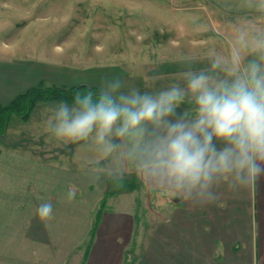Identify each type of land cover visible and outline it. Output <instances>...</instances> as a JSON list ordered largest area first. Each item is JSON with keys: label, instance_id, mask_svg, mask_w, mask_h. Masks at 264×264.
Masks as SVG:
<instances>
[{"label": "crops", "instance_id": "0c3cea01", "mask_svg": "<svg viewBox=\"0 0 264 264\" xmlns=\"http://www.w3.org/2000/svg\"><path fill=\"white\" fill-rule=\"evenodd\" d=\"M182 1L184 7H176L178 13L174 14L194 15L191 25L186 20L183 25L196 27L188 42L199 44L197 49L189 45L186 53L174 54L205 60L185 65L177 62L175 68L168 69L161 65L141 68L143 75L138 77L120 64L63 61L64 50L52 45L47 51L40 46L35 49L27 46L33 40L28 38L24 53H15L13 44L0 47V104L7 105L41 85L98 89L105 78L116 77L124 81L125 91L133 87L142 92L158 91L172 83L183 84L185 72L210 75L206 58L227 54L246 55L249 62L264 63L259 58L264 49L255 50L256 42L264 38V29L256 28L264 27L261 0H207L217 11L206 4L214 16L203 21L191 11L192 4ZM152 4L163 7V3ZM219 12L230 14L237 22L232 23V53L227 48L216 49L222 35L207 33L208 25L223 27ZM74 57L81 58V54ZM141 78L151 83L147 85ZM57 103L35 106L28 120L34 121V130L24 131L23 119L13 116L5 134L0 135V264H264V177L235 191L221 183L217 201L195 204V195L189 198L150 183L129 151L130 139L111 137L119 147L107 155L97 144L95 133L80 143L57 141L46 131L50 109ZM185 104L193 107L190 99ZM133 173L148 197V222H139L143 215L136 213L125 197L128 179L121 178ZM73 187L76 196L69 201L67 192ZM46 201L52 203L53 213L50 219L41 220L36 210ZM103 202L104 206L100 205Z\"/></svg>", "mask_w": 264, "mask_h": 264}, {"label": "clouds", "instance_id": "9594fccd", "mask_svg": "<svg viewBox=\"0 0 264 264\" xmlns=\"http://www.w3.org/2000/svg\"><path fill=\"white\" fill-rule=\"evenodd\" d=\"M262 49L264 38L256 42L255 50ZM239 65L237 55L228 70L231 80L185 72L183 84L154 92L125 91L119 77L105 78L98 89L77 92L71 102L52 107L46 131L64 144L86 141L95 133L105 155L118 147L111 137L130 139L129 151L150 183L195 195V204L213 203L221 183L235 191L264 177V63L253 60L242 72ZM221 67L214 59L212 68ZM75 196L73 187L67 199ZM52 213L50 201L36 210L41 220Z\"/></svg>", "mask_w": 264, "mask_h": 264}, {"label": "rangeland", "instance_id": "374dc122", "mask_svg": "<svg viewBox=\"0 0 264 264\" xmlns=\"http://www.w3.org/2000/svg\"><path fill=\"white\" fill-rule=\"evenodd\" d=\"M152 2L163 3V7L159 8ZM186 2L192 4L191 11L197 14L196 18L200 21L213 19L214 15L205 8L208 4L216 10L209 1L186 0ZM182 4V0H0V47L13 44L16 45L15 53H24L25 39L33 38L32 41L35 42L29 41L27 46L31 44L35 49L40 46L42 50L51 45L53 48L55 46L59 51L64 50L63 61L77 62L81 65L120 64L127 68L128 72L139 77L143 75L139 73L141 68H157L161 65L168 69L175 68L177 62L179 65H185L184 62L189 64L200 59L205 60L202 57L189 58L184 54H174L183 51L186 53L189 45L194 49L199 44L198 41L188 42V36L196 30L195 26H190L194 22L192 18L194 15L174 14L178 13L174 11L176 7H184ZM218 17L223 27L208 25L207 33L222 35L223 40L218 41L216 49L227 48L232 53L234 51L230 41L232 23L237 22L230 14L219 12ZM185 20L190 25L184 27ZM257 27L264 29L263 26ZM242 29L246 33L248 26H242ZM77 52L81 54V58L74 57ZM235 56L236 53L220 58H206L210 67L209 76L213 79L231 80L228 70L233 67ZM214 59L221 61V68L215 70L212 68ZM250 62L246 55L240 58V71L242 72ZM141 81L147 85L151 83L147 78H141ZM147 91L154 92L150 89ZM41 105L38 103V106ZM21 128L24 131L34 130L36 125L32 119L22 120ZM116 142L120 144V141ZM136 175L133 173L121 178L128 179L125 197L137 210L136 213L143 215L139 222L145 219L148 222L150 204Z\"/></svg>", "mask_w": 264, "mask_h": 264}, {"label": "trees", "instance_id": "16d2710c", "mask_svg": "<svg viewBox=\"0 0 264 264\" xmlns=\"http://www.w3.org/2000/svg\"><path fill=\"white\" fill-rule=\"evenodd\" d=\"M96 90V88L88 85H77L73 87L65 86H50L45 87L41 85L34 87L19 95L11 103L7 105L0 104V135L5 134L9 122L13 116H18L27 121L35 106L39 102H53V101H68L71 102L77 92H86L88 90ZM105 202L102 203L104 206ZM100 222V213L97 214L96 222L93 225L91 236L94 237L97 227ZM90 246V245H89Z\"/></svg>", "mask_w": 264, "mask_h": 264}]
</instances>
